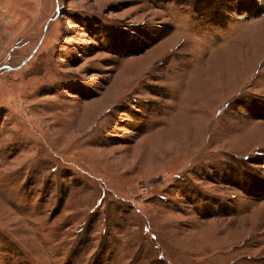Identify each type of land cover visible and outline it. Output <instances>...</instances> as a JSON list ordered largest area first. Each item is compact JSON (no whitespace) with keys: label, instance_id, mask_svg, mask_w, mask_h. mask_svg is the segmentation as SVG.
Returning a JSON list of instances; mask_svg holds the SVG:
<instances>
[{"label":"rangeland","instance_id":"1","mask_svg":"<svg viewBox=\"0 0 264 264\" xmlns=\"http://www.w3.org/2000/svg\"><path fill=\"white\" fill-rule=\"evenodd\" d=\"M0 264H264V0H0Z\"/></svg>","mask_w":264,"mask_h":264}]
</instances>
